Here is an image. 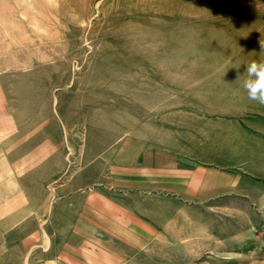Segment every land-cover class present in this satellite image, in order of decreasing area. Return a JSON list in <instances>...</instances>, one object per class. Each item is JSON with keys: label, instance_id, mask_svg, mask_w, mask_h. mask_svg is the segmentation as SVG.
Listing matches in <instances>:
<instances>
[{"label": "rangeland", "instance_id": "rangeland-1", "mask_svg": "<svg viewBox=\"0 0 264 264\" xmlns=\"http://www.w3.org/2000/svg\"><path fill=\"white\" fill-rule=\"evenodd\" d=\"M18 1L0 0V139L13 143L15 160L27 159L16 161L12 184L26 195L0 217V264H39L56 188L69 192L74 173L93 165L91 129L104 125L94 111L119 81L140 73L160 88L171 82L177 95L189 88L208 119L236 118L264 138V113L226 103L236 76L247 75L236 70L264 61V0ZM237 201L199 205L183 238L161 232L144 264H264V200ZM9 231L15 241L4 239Z\"/></svg>", "mask_w": 264, "mask_h": 264}, {"label": "crops", "instance_id": "crops-1", "mask_svg": "<svg viewBox=\"0 0 264 264\" xmlns=\"http://www.w3.org/2000/svg\"><path fill=\"white\" fill-rule=\"evenodd\" d=\"M174 66L159 65L168 72ZM236 71L246 73L245 68ZM246 78L236 76L237 88L226 103L263 114L264 105L247 97ZM119 83L112 87H119L116 91L107 90L110 99L102 102L100 114L94 111L93 119H103L104 125L91 129L93 165L81 175L74 173L76 186L69 192L56 188L60 196L44 226L48 242L39 264H144L145 251L158 246L161 232L167 239L177 233L183 238L199 205L264 200L262 132L236 118L208 119L207 107L188 95L189 88L177 95L171 82L160 88L140 73ZM113 93H118L114 99ZM230 110L237 114L234 107ZM1 139L0 168L8 175L0 178V217L25 202L26 193L12 184L21 176L17 162H27L15 160L13 143ZM23 230L25 246L31 226ZM14 237L9 231L4 239ZM6 263L14 264L10 258Z\"/></svg>", "mask_w": 264, "mask_h": 264}, {"label": "clouds", "instance_id": "clouds-1", "mask_svg": "<svg viewBox=\"0 0 264 264\" xmlns=\"http://www.w3.org/2000/svg\"><path fill=\"white\" fill-rule=\"evenodd\" d=\"M260 47L264 49V42L260 40ZM247 78L243 87L249 100L264 105V61H252L246 65Z\"/></svg>", "mask_w": 264, "mask_h": 264}, {"label": "bare ground", "instance_id": "bare-ground-1", "mask_svg": "<svg viewBox=\"0 0 264 264\" xmlns=\"http://www.w3.org/2000/svg\"><path fill=\"white\" fill-rule=\"evenodd\" d=\"M19 1H20V0H19ZM19 1H18V2H19ZM20 3H21V2H20ZM23 3H24V2H23ZM15 4H17V3H15ZM22 5H23V4H22ZM18 6H19V5H18ZM20 7H21L20 9H22V6H20ZM26 7H27V6H26ZM24 9H25V8H24ZM22 12H23V11H22ZM24 13H25V12H24ZM23 15H24V14H23ZM27 15H28V12H27ZM24 19H25V15H24ZM26 19H27V18H26ZM27 20H28V19H27ZM27 20H26V21H27Z\"/></svg>", "mask_w": 264, "mask_h": 264}]
</instances>
